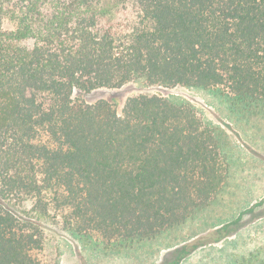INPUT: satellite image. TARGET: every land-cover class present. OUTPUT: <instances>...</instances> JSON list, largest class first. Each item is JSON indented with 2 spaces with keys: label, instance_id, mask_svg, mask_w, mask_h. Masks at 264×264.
Here are the masks:
<instances>
[{
  "label": "trees",
  "instance_id": "16d2710c",
  "mask_svg": "<svg viewBox=\"0 0 264 264\" xmlns=\"http://www.w3.org/2000/svg\"><path fill=\"white\" fill-rule=\"evenodd\" d=\"M133 81L262 114L264 0H0V264H61L46 255V220L116 250L217 199L232 143L189 102L139 94L118 110L79 98ZM242 221L208 235L220 241ZM228 264H264V249Z\"/></svg>",
  "mask_w": 264,
  "mask_h": 264
},
{
  "label": "rangeland",
  "instance_id": "374dc122",
  "mask_svg": "<svg viewBox=\"0 0 264 264\" xmlns=\"http://www.w3.org/2000/svg\"><path fill=\"white\" fill-rule=\"evenodd\" d=\"M4 27L13 29L14 23L6 18ZM139 94L185 100L200 116L221 127L232 143L228 149L232 163L227 184L208 208L182 226L122 249L96 246L46 220L43 222L48 238L46 255L58 251L61 264H161L166 258L169 262L174 260L176 247L191 248L195 242L199 245L205 242L180 264H228L250 251L264 249V112L245 117L231 112L225 100L211 91L181 86L162 88L140 81L117 89L100 88L79 98L88 103L105 99L121 110L129 97ZM238 217L243 218L244 227L235 234L220 241L215 240L216 234L208 235L232 225Z\"/></svg>",
  "mask_w": 264,
  "mask_h": 264
}]
</instances>
